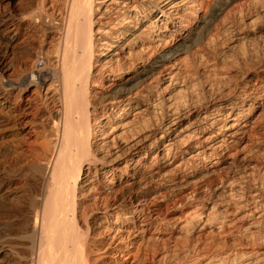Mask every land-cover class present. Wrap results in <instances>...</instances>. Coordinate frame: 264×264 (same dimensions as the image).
<instances>
[{
  "label": "bare ground",
  "instance_id": "6f19581e",
  "mask_svg": "<svg viewBox=\"0 0 264 264\" xmlns=\"http://www.w3.org/2000/svg\"><path fill=\"white\" fill-rule=\"evenodd\" d=\"M0 109V264H264V0H0Z\"/></svg>",
  "mask_w": 264,
  "mask_h": 264
},
{
  "label": "rangeland",
  "instance_id": "374dc122",
  "mask_svg": "<svg viewBox=\"0 0 264 264\" xmlns=\"http://www.w3.org/2000/svg\"><path fill=\"white\" fill-rule=\"evenodd\" d=\"M32 88L33 86L30 89ZM10 107H14L12 99ZM35 121L36 118L30 110H25L18 117H7L0 109V153L7 146H16L19 150H24L35 143L44 146L46 140L35 130ZM6 182L5 189L10 186L9 189L24 191L23 182L19 178L12 176Z\"/></svg>",
  "mask_w": 264,
  "mask_h": 264
}]
</instances>
